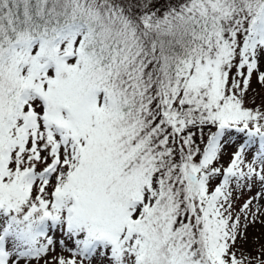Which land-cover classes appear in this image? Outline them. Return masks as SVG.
I'll use <instances>...</instances> for the list:
<instances>
[{
    "label": "snow or ice",
    "instance_id": "6c2138e0",
    "mask_svg": "<svg viewBox=\"0 0 264 264\" xmlns=\"http://www.w3.org/2000/svg\"><path fill=\"white\" fill-rule=\"evenodd\" d=\"M256 225L264 0H0V264H264Z\"/></svg>",
    "mask_w": 264,
    "mask_h": 264
},
{
    "label": "rangeland",
    "instance_id": "374dc122",
    "mask_svg": "<svg viewBox=\"0 0 264 264\" xmlns=\"http://www.w3.org/2000/svg\"><path fill=\"white\" fill-rule=\"evenodd\" d=\"M257 100L259 101V97H257ZM227 151L231 152L232 148H229ZM225 159H227V156L225 157ZM245 195H247V194H245ZM248 236H249L248 244L245 245V247H247L251 251L256 246L254 244V237H260V242L264 243V228H262V226H260V225H256L254 227H251L248 230Z\"/></svg>",
    "mask_w": 264,
    "mask_h": 264
}]
</instances>
